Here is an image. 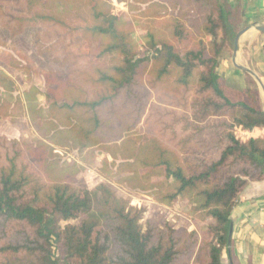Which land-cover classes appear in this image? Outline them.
I'll return each instance as SVG.
<instances>
[{
	"label": "trees",
	"instance_id": "trees-1",
	"mask_svg": "<svg viewBox=\"0 0 264 264\" xmlns=\"http://www.w3.org/2000/svg\"><path fill=\"white\" fill-rule=\"evenodd\" d=\"M132 1L146 4L151 24L143 38L152 56L137 57L132 22L112 0H0V15L10 30L58 26L99 40L90 62L102 92L87 98L70 75L47 72V108H38L29 92L26 107L50 141L63 137L80 151L105 146L113 156L105 165L125 174L130 188L168 206L186 200L194 223L213 219L203 231L204 251L190 263L194 231L153 220L144 228V209L106 183L75 187L81 166L62 160L47 143L0 138V264H222L239 195L249 182L264 180V136L237 135L264 128V110L256 100H232L218 72L219 56L236 36L234 11L226 0ZM19 57L2 52L0 62L19 68ZM148 66L153 84L194 92L198 133L180 151L99 113L122 91L131 93ZM13 91L12 78L0 71V118L10 115Z\"/></svg>",
	"mask_w": 264,
	"mask_h": 264
},
{
	"label": "rangeland",
	"instance_id": "rangeland-1",
	"mask_svg": "<svg viewBox=\"0 0 264 264\" xmlns=\"http://www.w3.org/2000/svg\"><path fill=\"white\" fill-rule=\"evenodd\" d=\"M112 2L117 11H123L132 22L137 57L152 56L154 49H148L147 41L143 38L146 34L144 25L151 24L144 14L146 4L134 3L132 0H112ZM130 2L136 7L131 8L128 5ZM10 4L16 5L14 1ZM2 18L3 13L0 15V53L9 52L16 57H19L17 53H23L30 58V63L20 57L22 66L19 68L0 62V71L5 72L14 82V91L11 93L13 97H10V93L7 95L11 99L10 115L0 118V138L25 140L29 144H36L39 141L47 143L62 160L81 166V171L71 181L75 187L94 189L100 183L110 185L118 196L144 209L141 220L144 228L149 225V220H153L159 227L171 225L174 228L184 227L194 231L198 239L194 254L190 257V263H193L204 251L203 231L209 224L214 223L213 219L194 223L186 200L178 199L168 206L154 200L150 192L130 188L124 180L125 174L118 173L110 164L105 165L106 158L109 163L113 160L111 151L105 146H92L80 151L63 137L50 141L43 134L44 129H40L26 107L25 94L29 92L38 108H47L44 96L47 72H56L61 77L70 75L87 98L92 99L102 92L104 88L97 82L90 62V51L97 46L99 40L86 39L73 29L58 26L35 25L14 31L4 25ZM14 24L18 26L16 22ZM179 49L182 50L180 47ZM229 53V49L224 52L225 55ZM149 68L150 66L147 67L140 81L132 87L131 93L122 91L113 101L100 107L99 113L118 128L132 126L134 133L155 136L180 151L187 147L185 140L188 136L198 133L194 125L199 123L193 122V109L190 106L194 92L185 89L168 90L153 84L149 79ZM218 72L227 93L224 74ZM18 98L22 99V105L17 101ZM205 135L208 137L207 134ZM237 135L246 139L251 137L252 133L238 130ZM78 222L79 220L71 221V223ZM65 224L66 222H62V225ZM61 263L66 264V261L61 260Z\"/></svg>",
	"mask_w": 264,
	"mask_h": 264
},
{
	"label": "crops",
	"instance_id": "crops-1",
	"mask_svg": "<svg viewBox=\"0 0 264 264\" xmlns=\"http://www.w3.org/2000/svg\"><path fill=\"white\" fill-rule=\"evenodd\" d=\"M234 11L238 39L235 54L234 40L226 45L219 56L218 71L224 74L228 96L233 100H256L264 110V0H226ZM235 39V37H234ZM230 53L225 55V50ZM252 70L255 75L241 70L233 63ZM252 136H264V128L244 131ZM231 241L222 252V264H264V180L251 181L239 195L231 214Z\"/></svg>",
	"mask_w": 264,
	"mask_h": 264
},
{
	"label": "water",
	"instance_id": "water-1",
	"mask_svg": "<svg viewBox=\"0 0 264 264\" xmlns=\"http://www.w3.org/2000/svg\"><path fill=\"white\" fill-rule=\"evenodd\" d=\"M257 29L260 30V31H264V25L257 26ZM242 33L243 32L241 31V32L237 33V35L235 36V39H234V51H235V54H236L237 49H238V39H239V37H240V35ZM235 54L233 56V63L235 64V66L237 68L241 69V70H245L246 72H249V73L255 75L256 79L260 82L259 78L256 76V74L252 70H250L249 68H246V67H243V66H239V65L236 64V62H235ZM231 234H232V231L230 232V239H231Z\"/></svg>",
	"mask_w": 264,
	"mask_h": 264
}]
</instances>
